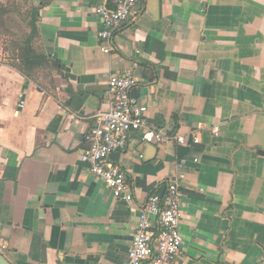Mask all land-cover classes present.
<instances>
[{
  "label": "crops",
  "instance_id": "1",
  "mask_svg": "<svg viewBox=\"0 0 264 264\" xmlns=\"http://www.w3.org/2000/svg\"><path fill=\"white\" fill-rule=\"evenodd\" d=\"M31 1L38 48L58 69L40 87L0 51L4 256L128 264L142 202L164 192L183 160L177 263L264 264V0H139L109 53L94 8L110 0ZM128 68L149 126L170 137L149 143L132 132L110 154L126 173L130 206L80 159L93 114L109 107V75ZM175 134L199 142L180 144Z\"/></svg>",
  "mask_w": 264,
  "mask_h": 264
},
{
  "label": "built area",
  "instance_id": "2",
  "mask_svg": "<svg viewBox=\"0 0 264 264\" xmlns=\"http://www.w3.org/2000/svg\"><path fill=\"white\" fill-rule=\"evenodd\" d=\"M138 1L110 0L111 7L98 5L94 8L103 26L99 32L102 52L112 50L114 33L134 13ZM136 65L134 62L132 68ZM132 68L109 75V107L93 114V124L86 134L87 147L80 155L90 173L102 181L115 199L128 206L133 203L134 194L125 171L110 160V154L124 150L132 132H139L141 139L150 143H162L170 138L161 129L149 126L147 106L131 94L136 83ZM210 131L217 135L219 125L214 124ZM172 138L180 144L199 142L197 134L191 138L175 134ZM183 177L184 162L178 160L176 173L166 182L164 192L161 195L151 193L142 202L128 249V264H178L182 245L180 181Z\"/></svg>",
  "mask_w": 264,
  "mask_h": 264
},
{
  "label": "trees",
  "instance_id": "3",
  "mask_svg": "<svg viewBox=\"0 0 264 264\" xmlns=\"http://www.w3.org/2000/svg\"><path fill=\"white\" fill-rule=\"evenodd\" d=\"M30 20L27 22L28 31L21 37L10 41L12 54L5 57L8 64L19 71L27 79L36 80L38 86L50 76L52 69H58V61L48 57L38 48V6L31 3ZM12 8L0 3V24H4V17L12 12ZM5 50V49H4ZM42 73V74H40Z\"/></svg>",
  "mask_w": 264,
  "mask_h": 264
},
{
  "label": "rangeland",
  "instance_id": "4",
  "mask_svg": "<svg viewBox=\"0 0 264 264\" xmlns=\"http://www.w3.org/2000/svg\"><path fill=\"white\" fill-rule=\"evenodd\" d=\"M0 3L6 4L13 10L4 17V24H0V51L5 57H8V55L11 56L12 54L10 41L23 36L28 31L27 22L31 17L30 6L32 1L0 0Z\"/></svg>",
  "mask_w": 264,
  "mask_h": 264
},
{
  "label": "water",
  "instance_id": "5",
  "mask_svg": "<svg viewBox=\"0 0 264 264\" xmlns=\"http://www.w3.org/2000/svg\"><path fill=\"white\" fill-rule=\"evenodd\" d=\"M150 143V142H149ZM0 264H12L6 256L0 251Z\"/></svg>",
  "mask_w": 264,
  "mask_h": 264
}]
</instances>
